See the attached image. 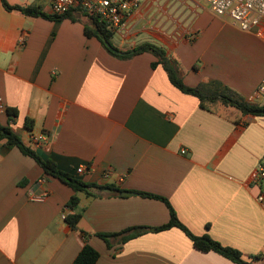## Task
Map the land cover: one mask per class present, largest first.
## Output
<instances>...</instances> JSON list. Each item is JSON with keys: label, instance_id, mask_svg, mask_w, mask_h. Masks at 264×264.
Returning <instances> with one entry per match:
<instances>
[{"label": "crops", "instance_id": "1", "mask_svg": "<svg viewBox=\"0 0 264 264\" xmlns=\"http://www.w3.org/2000/svg\"><path fill=\"white\" fill-rule=\"evenodd\" d=\"M6 1L50 14V0ZM74 15L80 20L27 16L0 0V86L7 109L18 111L13 119L1 114L0 125L60 169L120 191L80 192L71 210L69 185L0 140V264H72L86 243L100 254L96 264H238L197 249L180 228L158 231L169 208L139 192L167 198L196 235L247 258L264 254V203L253 179L264 159V117L221 103L201 108L152 66L153 54L119 59L86 35L90 16ZM115 35L123 50L144 41L164 46L189 86L219 80L249 100L264 76V41L202 0H145ZM243 50L251 59L243 60ZM32 135L44 139L35 143ZM44 191V200L33 199ZM64 211L82 214L78 229ZM133 227L145 229L126 241L113 237L111 246L98 236Z\"/></svg>", "mask_w": 264, "mask_h": 264}, {"label": "trees", "instance_id": "2", "mask_svg": "<svg viewBox=\"0 0 264 264\" xmlns=\"http://www.w3.org/2000/svg\"><path fill=\"white\" fill-rule=\"evenodd\" d=\"M2 3L6 10L18 11L27 16H41L51 20H62L68 17L73 20H80V17H77L72 13L60 16L47 14L37 4L11 5L6 0H2ZM89 19L91 20L90 24L86 23L85 25V33L87 36L97 37L101 41L102 45L106 48V50L119 59H129L145 52L153 54L156 57V60L152 63V66L156 68L161 65L166 70L171 83L175 87H177L184 93L192 94L199 98L201 108L212 110L211 106L213 104L221 103L225 106L235 107L239 109L243 114H251L254 116L264 117V104L249 101L248 99L240 95L237 91L232 89L230 86L224 84L222 81L209 80L202 81L197 86L187 85L184 82L180 61L177 57L170 54L164 46L152 41H144L130 49H120L112 43V38L114 37L115 33L109 30L105 23L101 22L97 17L94 16L89 17ZM6 112L12 119L18 113L17 109L13 108L7 109ZM25 126L27 129L33 130L34 120H32L31 118H27L25 120ZM0 140H5L6 145L9 148L17 147L23 154L35 159L36 162L42 167L46 175L57 178L69 185L74 191L73 195L67 203V207L71 210H75L77 208V205L80 201L78 196L80 192H84L87 195H95V193L92 192V190L94 189L99 191H120L119 188L114 185L88 183L83 179L78 178L74 174L60 169L54 160L50 158H43L34 148H32V146L27 145L22 140L20 134H18L9 125H0ZM139 193L145 197H152L163 200L167 204L170 211V220L168 223L156 228L158 231L169 229L172 227L180 228L193 241V244L197 249L204 252H217L238 264H257V262L264 260V254H257L254 256H249L247 258L240 250L230 246H225L208 234H194L184 223H182L176 213V210L167 198L146 192ZM81 217V213L69 214L67 215L66 221L73 229H78V224ZM143 229L145 228L133 227L120 233H99L98 236L103 238L107 242V244L111 246V238L123 235L124 237L122 238V240L126 241L128 239H131L135 235H140ZM99 257V252L91 245L86 243L72 264H96Z\"/></svg>", "mask_w": 264, "mask_h": 264}, {"label": "built area", "instance_id": "3", "mask_svg": "<svg viewBox=\"0 0 264 264\" xmlns=\"http://www.w3.org/2000/svg\"><path fill=\"white\" fill-rule=\"evenodd\" d=\"M145 0H50V14L66 15L68 13L84 14L97 17L114 33H120L126 26L129 16L138 10ZM206 2L218 17L228 19L235 27L243 32L253 33L264 41V0H202ZM264 96V76L249 101L256 102ZM7 110L0 86V115ZM42 135H32L31 140L39 143ZM85 167L77 169L82 174ZM253 179L260 185L258 199L264 203V159L253 172ZM48 191L34 196L35 200H44ZM62 218H67L64 211Z\"/></svg>", "mask_w": 264, "mask_h": 264}, {"label": "rangeland", "instance_id": "4", "mask_svg": "<svg viewBox=\"0 0 264 264\" xmlns=\"http://www.w3.org/2000/svg\"><path fill=\"white\" fill-rule=\"evenodd\" d=\"M229 34H231V33H229ZM229 42H230L231 46L234 45V43H235V41H231V40ZM112 43L114 45H117L118 42H117V36L116 35H114V37L112 38ZM235 48H236V46H235ZM239 50H240V48H239ZM239 52H240L243 60L251 59V53L248 50H243V51H239ZM256 102H258L260 104H264V96L261 98V100H257ZM213 105L216 108L218 107V103H215Z\"/></svg>", "mask_w": 264, "mask_h": 264}, {"label": "water", "instance_id": "5", "mask_svg": "<svg viewBox=\"0 0 264 264\" xmlns=\"http://www.w3.org/2000/svg\"><path fill=\"white\" fill-rule=\"evenodd\" d=\"M121 194H122V195H133V194H135V193L132 192V191H122Z\"/></svg>", "mask_w": 264, "mask_h": 264}]
</instances>
